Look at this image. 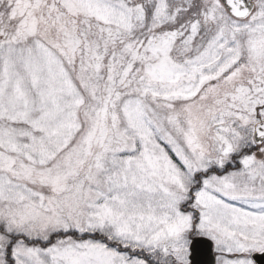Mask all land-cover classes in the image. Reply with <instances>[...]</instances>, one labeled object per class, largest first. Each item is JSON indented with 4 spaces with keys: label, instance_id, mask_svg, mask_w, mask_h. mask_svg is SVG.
<instances>
[{
    "label": "snow or ice",
    "instance_id": "1",
    "mask_svg": "<svg viewBox=\"0 0 264 264\" xmlns=\"http://www.w3.org/2000/svg\"><path fill=\"white\" fill-rule=\"evenodd\" d=\"M0 264H264V0H0Z\"/></svg>",
    "mask_w": 264,
    "mask_h": 264
}]
</instances>
